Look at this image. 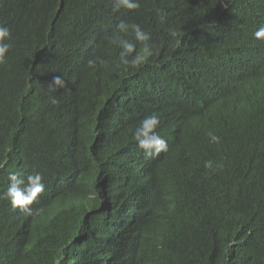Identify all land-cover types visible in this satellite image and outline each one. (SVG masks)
Masks as SVG:
<instances>
[{
    "label": "clouds",
    "instance_id": "9594fccd",
    "mask_svg": "<svg viewBox=\"0 0 264 264\" xmlns=\"http://www.w3.org/2000/svg\"><path fill=\"white\" fill-rule=\"evenodd\" d=\"M99 2L94 31L59 21L80 16L77 0H0V264H147L143 227L126 221L130 206L145 228L187 217L191 245L181 264H264V191L253 187L264 172V0H215L207 8V0ZM69 70L80 78L70 81ZM44 86L61 88L59 95H42ZM238 107L252 116L240 123L249 139L240 149L242 131L233 129L228 157L238 164L242 153L250 188L232 185L231 206L217 201L221 184L202 179L188 194L168 195L161 180L185 181L173 174L183 117L193 121L187 135L197 134ZM56 116L86 134L78 153L84 166L75 165L68 195L81 213L69 223L57 215L44 231L32 214L49 185L39 172L55 182L67 176L65 156L45 149ZM194 144L196 152L209 149ZM212 190L213 202L200 208Z\"/></svg>",
    "mask_w": 264,
    "mask_h": 264
},
{
    "label": "trees",
    "instance_id": "16d2710c",
    "mask_svg": "<svg viewBox=\"0 0 264 264\" xmlns=\"http://www.w3.org/2000/svg\"><path fill=\"white\" fill-rule=\"evenodd\" d=\"M79 2L80 16L76 18H67L59 19L60 22L65 25L80 24L89 29L96 31L97 29L91 24L92 16L97 11L99 7V0H77ZM215 3V0H207L205 8L211 7ZM49 19L53 20L54 18L50 17ZM73 73V77L70 81H76L80 78L79 75H76L75 71L69 70ZM69 81V82H70ZM42 95H50L51 97H57L59 95L60 89L51 88L50 86H44L39 89ZM49 98V99H50ZM61 111H64L62 109ZM225 116L221 119L209 118V121L202 129L203 131L194 134L192 132L190 135H187V131L191 129L190 125L193 124V121L187 117H183L181 128H184L182 131L184 139V145L179 150L180 161H177L174 168L173 174L176 176L182 175L181 177L185 181H180L175 185V177L169 176L166 179L160 181L162 189H165L168 195H179L181 191L185 194H188V188L191 186L193 189H197V184H199V179L204 180L209 187L216 188L217 185L220 186L223 192L220 202H224L231 206L230 197L235 195L234 188L232 185H236L237 188L244 191L245 188L250 186L248 182L244 180L243 172L247 169V165L244 164V156L242 153L239 154L237 163H233L229 159L227 143L230 140L235 138V134L230 135L233 129L242 131V133L237 134L238 143L240 149L245 147L248 142L249 135L244 134V129L240 127V123L252 122V116L249 111L245 108L238 107L236 110L231 111L225 109ZM133 124V123H132ZM214 133L221 138L219 144L213 143L210 140L209 133ZM84 133H78L74 125H66L63 120L56 116L55 117V127L53 128V139L49 144L45 145V149L51 151V153L57 152L65 156L66 173L67 176L64 179H58L59 181H54L50 176V173H46V169L40 171L39 173L44 174V183L49 184L45 188V192L41 194L39 199L43 201L42 210L33 214L34 223L42 228L45 231V227L49 225H54V219L57 215L61 221L70 222L72 217H77L81 212L75 210L78 207V203L73 202L69 199L71 193L75 191L76 178L71 176L75 171V165H83L82 156L78 158V153H80V148L85 141ZM230 135V136H229ZM236 138V139H237ZM202 141L209 148L208 151L203 149V152H196V142ZM46 153V151H45ZM47 154V153H46ZM211 160L213 162V167L215 165L223 163L224 167L222 170H210L204 167L205 161ZM91 164V163H90ZM89 169L93 173L100 174L103 170L98 169L94 166H89ZM187 168V169H185ZM113 171H110L109 174H113ZM119 171L115 172V175L118 176ZM188 176L191 178L189 180L185 177ZM70 181V187L68 181ZM257 191H264V172H260L259 179L256 185L253 186ZM160 191V186H158V192ZM158 192L156 197H158ZM215 191H209L200 204V208H204L205 204L209 201L210 197ZM254 197L250 195L245 199V204ZM197 198V196H196ZM131 207V216L126 219L128 227H131L132 224L136 223L143 227L141 230L142 238L140 241V246L147 252V256L142 260L147 264H181V261L185 258V251L191 245L188 241L190 240V235L192 232L189 229H185L184 225L187 217L182 216H171L164 219V226L160 224H152L151 226L144 227L141 222V217L137 213L135 207ZM6 209L5 207H3ZM226 213L231 221H236L240 218V212H236L233 208L226 207ZM241 220V219H240ZM188 223L192 225L191 215L188 219ZM125 226V225H124ZM182 229L187 230L185 232L181 231ZM167 236V237H166ZM256 237V234H254ZM247 251L242 253L243 256ZM238 258V255L235 256Z\"/></svg>",
    "mask_w": 264,
    "mask_h": 264
},
{
    "label": "bare ground",
    "instance_id": "6f19581e",
    "mask_svg": "<svg viewBox=\"0 0 264 264\" xmlns=\"http://www.w3.org/2000/svg\"><path fill=\"white\" fill-rule=\"evenodd\" d=\"M177 161H180V157L179 156L174 158V162H177ZM117 233H118V229H117ZM116 239H118L117 235H116ZM116 243H117V240H116Z\"/></svg>",
    "mask_w": 264,
    "mask_h": 264
}]
</instances>
